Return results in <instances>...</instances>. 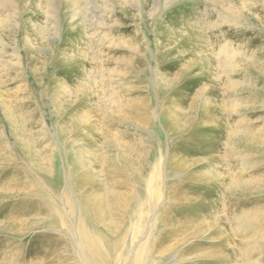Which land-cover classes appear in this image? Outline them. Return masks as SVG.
Instances as JSON below:
<instances>
[{
	"label": "rangeland",
	"instance_id": "rangeland-1",
	"mask_svg": "<svg viewBox=\"0 0 264 264\" xmlns=\"http://www.w3.org/2000/svg\"><path fill=\"white\" fill-rule=\"evenodd\" d=\"M194 2L205 40L191 52L177 19ZM217 36L237 51L231 67L214 60ZM81 53L83 88L67 77ZM258 57L264 0H0V264L21 253V264H84L80 216L103 240L105 264H243L242 252L264 264L233 220L264 215ZM12 163L24 193L6 185L21 175L2 174ZM68 188L91 200V215L69 208ZM27 191L49 213L30 212Z\"/></svg>",
	"mask_w": 264,
	"mask_h": 264
},
{
	"label": "bare ground",
	"instance_id": "bare-ground-1",
	"mask_svg": "<svg viewBox=\"0 0 264 264\" xmlns=\"http://www.w3.org/2000/svg\"><path fill=\"white\" fill-rule=\"evenodd\" d=\"M74 1H76V0H74ZM216 3H218V0H215V4ZM192 5H193V8H191V12L190 13L188 12V15H191V14L192 15L191 16H188L186 19H183V20L177 19V23L183 28V30L185 32H187V35H188V38H189V45L192 46V48H191L192 51L191 52H196L197 49H199V47L201 46L202 42L205 39L203 38L202 35L199 34L200 32H199L198 27H197V19L200 18V14L198 13V9H199L198 8V3L194 2V3H192ZM230 8L231 7L226 8V9H228V12L232 11ZM217 11H215L214 13H216ZM186 13H185V15H186ZM148 16H151V18H154L155 17L154 16V13H151V14L149 13ZM166 25H168V24H164V25L163 24L162 25L160 24L159 26H160V28L163 27V29H165L166 28ZM191 26L193 27V29L191 28ZM183 30H180L179 31V34L181 32L184 33ZM159 35H160V33H158L156 35V42H157L158 52H161V47L159 45L160 44V36ZM164 35H166V34H164ZM167 37L169 38L170 35L167 36ZM217 39L218 40H215V41L218 44L217 45L218 47L220 45V48H219V52H217V57H215L214 60L216 61V63H218V67H221L223 69H225L226 67H231L232 65L230 63H227V61L228 62H229V60L231 61L232 58H233L232 57L233 52H237V51L234 50V48L232 47V43H230L229 41H226L225 37H218L217 36ZM224 40L226 42L224 43V45H222V41L224 42ZM146 51L147 52H150V50H146ZM147 52H146V54H147L146 56L149 55V57H150V53H147ZM60 53L62 54L63 52H60ZM77 56H78V54H76L75 55L76 58L74 57V59H73L75 61L74 63H76V66H77V69L76 70L77 71L76 70H73L72 67H71V64H72V58H71L70 59L71 60V64L67 68V69H70L71 71L69 70L70 73H67L68 74L67 77L69 79H73V80H75L77 82H80L81 81V83H83L82 84V88H83V87H85V82L88 79L86 78V81L85 80L82 81L81 79H82V77H84L86 75V72H88V66H87L88 64H87V61L89 59H88V57H85L84 58L82 56V53L80 54L79 57H77ZM151 56H152V54H151ZM59 60H62V58L59 59ZM90 61H95V59H92L91 58ZM119 61H121L120 58H119ZM222 61H226V63H225L226 65ZM262 61L263 60L260 59V57H258L257 60H256V62H255V64L260 63V64H262L261 68H264V64H263ZM121 62H125L129 66L131 64H133V63L135 64V61H134V58L133 57H128V59H126V60H125V58H123ZM43 63H45V62H43ZM61 63H62V61H61ZM58 64H59V62H58ZM52 67H54V66H52ZM57 68L58 67H56V66L54 68V70H55L54 73H55V76L57 77V79H55V80L61 81L58 78V76H57V74L59 72V70ZM64 71L65 72H69L67 70H64ZM230 79L231 78L228 75V83H229V85H231V89H233V87L238 86L235 81L230 80ZM87 83H88V81H87ZM172 101L173 102H176L174 100H172ZM224 101H223V104L220 103V101H219L216 105H211V107H212V108L210 107L211 108V111L210 110L208 111V115L211 117V120H212V116L217 115L219 113H222L221 110H222V107H224V104H225ZM172 105H176V104L175 103H172ZM132 110L133 111L135 110V112L137 113V107L136 108L133 107ZM242 140L247 141L249 139L246 136ZM252 140H254V139H252ZM2 148H3V145L0 146V151L2 150ZM19 166H21V165H19ZM19 168L20 167H18L17 165L15 166L14 163H12L11 165L10 164H5V165H3L2 174L5 176V174L8 173V171H11L12 169L13 170L15 169V171L17 173L21 174V175H18V177L13 180V183H10L12 180H9L6 183V185L9 184V186H12L13 185V186L17 187L18 188L17 190H20V192H21V190L22 191H23V189L25 190V188H23V187H25V184H27L28 182H26L25 179H24V177H22V175H24V173H21V169H19ZM67 191H68V194H67L68 195V200L70 201L68 203L69 204V208L73 212H75V213L77 212L78 215L82 211L86 212L85 214H87V215L90 214L89 211L91 210V203H92L91 200L89 198L86 201L84 199H82L81 203H79L80 200H78V201H75L74 200V196L71 193V189L68 188ZM3 193L6 194L7 192H2L1 194H3ZM23 193H24V191H23ZM29 196H32V197L33 196H36L37 197L36 199L32 198L33 199V202H32V205L33 206L32 207L31 206L29 207L30 208V212H32L31 210H34L33 212H35V214L49 213V211H50L49 205L46 204V207L45 206L42 207L43 204L42 203H39V202H41V200L45 199L44 197L39 196V195H36V193H34L33 195H31V193L29 191H27L26 196H23V197L24 198H28ZM60 212H62V211H60ZM80 215H82V214H80ZM42 216H44V217H41L40 216V219L41 220H46L49 215H42ZM85 218H87V217H84V216H80L79 217V220H78V232H77V235H78V244L77 245H78L79 252H80V254L82 256L83 262H84V264H105L107 262L106 261L107 259H106V253H105V250H104L103 240L100 239V238H98L97 235H95L93 229H91L88 226L89 220L88 219H85ZM256 218H257V221L256 222L251 221V218H249V217L243 218V220L242 219L237 220L236 216H234L233 217V220L237 224L238 228L241 231L245 232V236L248 238V242L247 243L248 244H253V247L254 246H259V248L257 247L258 248V252L257 253H262L263 254L262 258H263L264 257V252H263V249H261V245L264 244V229L261 228V227H259L261 225V223L259 221L264 219V215L258 214L257 217H255V219ZM42 223H45V221H43ZM57 223H58V221H57ZM65 244H66V246H68L67 243H65ZM257 248H256V250H257ZM55 252L56 251H54V250H49V252H48V254H47L46 257H51V258L55 259V257L57 256L55 254ZM10 254H11V252L9 253V255ZM245 255H246V258L248 257V259L247 260L244 259L243 264H254L255 261L253 259H251L252 256H250L249 254H246V253L244 254V252H242V257H244ZM47 262H46V264H47ZM21 263H26V261H25V254H23V253L18 254L15 257H13V261L10 262L9 264H21ZM41 264H43V261H42ZM50 264H58V263H53V260H51Z\"/></svg>",
	"mask_w": 264,
	"mask_h": 264
}]
</instances>
